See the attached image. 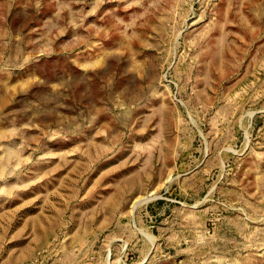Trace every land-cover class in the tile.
I'll list each match as a JSON object with an SVG mask.
<instances>
[{"label":"rangeland","instance_id":"374dc122","mask_svg":"<svg viewBox=\"0 0 264 264\" xmlns=\"http://www.w3.org/2000/svg\"><path fill=\"white\" fill-rule=\"evenodd\" d=\"M0 264H264V0H0Z\"/></svg>","mask_w":264,"mask_h":264}]
</instances>
